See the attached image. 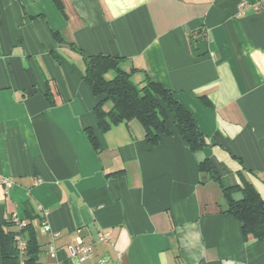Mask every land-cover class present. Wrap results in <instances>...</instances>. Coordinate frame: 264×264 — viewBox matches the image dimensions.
Wrapping results in <instances>:
<instances>
[{
  "label": "crops",
  "instance_id": "crops-1",
  "mask_svg": "<svg viewBox=\"0 0 264 264\" xmlns=\"http://www.w3.org/2000/svg\"><path fill=\"white\" fill-rule=\"evenodd\" d=\"M72 43L170 88L208 145L194 152L174 129L151 146L136 119L100 130L104 97ZM241 173L264 199V0H0V223L25 221L31 201L35 264H264V239L226 211L222 184Z\"/></svg>",
  "mask_w": 264,
  "mask_h": 264
},
{
  "label": "trees",
  "instance_id": "trees-1",
  "mask_svg": "<svg viewBox=\"0 0 264 264\" xmlns=\"http://www.w3.org/2000/svg\"><path fill=\"white\" fill-rule=\"evenodd\" d=\"M53 33L59 42H65L60 32ZM70 45L83 55L84 79L91 90L95 95L104 97L94 108L100 130L107 131L121 123L129 125L131 120L136 119L144 127V141L151 146L159 145L162 136L173 134L174 129L183 136L194 152L203 150L208 145L193 111L162 82L152 79L147 73L145 80L136 82L133 73L137 69L134 67L130 68L131 70L124 69L121 65L122 58L117 55H89L73 43ZM112 70L115 71V75L110 78L107 74ZM107 101L112 103L109 108L105 107ZM51 102L54 103L52 100ZM85 131L93 147L99 150L100 143L95 128L88 126ZM199 169L220 179L210 158L202 159L199 162ZM241 177L242 185L222 184L228 203L226 211L241 221L245 237L253 235L255 238L264 239V199L256 186L242 173ZM237 192L240 195L235 196ZM25 206L24 225L14 217H7L0 223L2 264H20L22 257L27 264H35L37 261L39 244L33 221L40 215L34 210L29 199L26 200ZM17 235L26 242L24 256L18 247Z\"/></svg>",
  "mask_w": 264,
  "mask_h": 264
},
{
  "label": "built area",
  "instance_id": "built-area-1",
  "mask_svg": "<svg viewBox=\"0 0 264 264\" xmlns=\"http://www.w3.org/2000/svg\"><path fill=\"white\" fill-rule=\"evenodd\" d=\"M243 3H245V1H243ZM15 218L17 220H19L16 216ZM21 225H24L25 224V221L24 220H19ZM18 240V247L20 249V252L22 254V256L25 255V251H26V242L25 240H23L21 238L20 235H17L16 237ZM104 238V237H103ZM51 251L54 252V246H51L50 247ZM73 255L76 256L80 261H83V260H86L87 258L91 257L92 255V247L91 245H88V244H83V245H80L79 247L77 248H74L73 251H72ZM20 264H27L26 261H25V258L22 257L21 261H20Z\"/></svg>",
  "mask_w": 264,
  "mask_h": 264
},
{
  "label": "water",
  "instance_id": "water-1",
  "mask_svg": "<svg viewBox=\"0 0 264 264\" xmlns=\"http://www.w3.org/2000/svg\"><path fill=\"white\" fill-rule=\"evenodd\" d=\"M192 42V50L195 55H203L208 50L207 40L203 35V29L199 28L197 31V36L190 38Z\"/></svg>",
  "mask_w": 264,
  "mask_h": 264
},
{
  "label": "rangeland",
  "instance_id": "rangeland-1",
  "mask_svg": "<svg viewBox=\"0 0 264 264\" xmlns=\"http://www.w3.org/2000/svg\"><path fill=\"white\" fill-rule=\"evenodd\" d=\"M114 75H115V71H113V70L110 71V72L107 74V76L110 77V78L113 77ZM136 122H138V121H136Z\"/></svg>",
  "mask_w": 264,
  "mask_h": 264
}]
</instances>
